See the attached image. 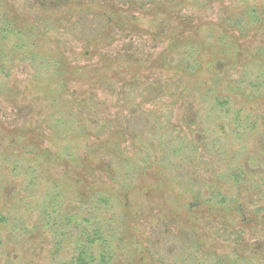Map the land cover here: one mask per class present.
I'll list each match as a JSON object with an SVG mask.
<instances>
[{"label":"rangeland","instance_id":"obj_1","mask_svg":"<svg viewBox=\"0 0 264 264\" xmlns=\"http://www.w3.org/2000/svg\"><path fill=\"white\" fill-rule=\"evenodd\" d=\"M54 1L0 0V264H64L71 245L57 251L41 220L47 189L98 214L93 191L113 179L133 205L123 227L124 191L104 210L126 236L113 264H264V21L246 35L227 23L264 0ZM190 47L191 76L176 68ZM215 95L241 113L213 112ZM119 130L127 160L110 164L93 148Z\"/></svg>","mask_w":264,"mask_h":264},{"label":"trees","instance_id":"obj_2","mask_svg":"<svg viewBox=\"0 0 264 264\" xmlns=\"http://www.w3.org/2000/svg\"><path fill=\"white\" fill-rule=\"evenodd\" d=\"M60 1H58L59 3L54 1L53 3H50L48 5L50 7H55L57 6V4L65 5L68 3V1L65 0ZM48 5L47 8H49ZM263 21L264 14L260 12L256 6L253 5H248L242 15L227 19V23L229 24V26L238 29L241 35H246L252 30V28L263 24ZM106 23L111 27L117 26L123 28L125 26L124 23H121L119 20H117V18H113V16L110 15H106ZM18 33L20 37L17 40L15 47L20 50L23 59H31L30 50L32 45L30 44V39L27 38V30H18ZM2 40L3 38L0 39L1 42ZM220 43L224 44L223 48L226 46L224 37H221ZM191 47L188 51H185L186 53L182 55L176 62V68L184 75L186 74L190 76L197 73V63L195 61V55H193L191 52ZM261 52H263L264 55V47L261 48ZM39 64L41 66L49 67L51 62L47 57L39 56ZM55 65L56 80L58 78L57 75L61 76L63 71L60 70L62 63L60 64L59 61H56ZM257 78H260L257 79V81L260 80L261 82H264V63L262 66H259V74ZM215 81L219 82L218 79H215ZM235 82H238L240 84L241 81ZM253 85L255 87L254 89H259V87H256V85H258L256 84V82H254ZM155 90L156 95L162 94L161 92L163 89L161 88V86L156 87ZM51 92L52 91H50L49 93ZM231 103L232 99L230 96L215 95L214 101L211 103V110L218 113L225 112L226 114H229L233 112L236 114H240L242 108L239 107L233 109L231 108ZM188 110L189 115L187 120L188 124H190L191 122H194L196 120L194 118L195 116H197V113L193 111L191 106H189ZM81 129L83 130V128ZM115 136V139L101 141V143L93 148V151L103 152V155L109 158L110 164H112V162L114 164L115 160L121 161L124 158L121 149L122 140H125L124 131H117ZM125 160L127 159L124 158L123 161ZM117 173L118 172L115 171L113 173V176H117ZM113 181L119 183V188L115 189V193L109 190L115 188V185H113L111 188H102L101 190L93 191L94 193L99 192L100 194L97 199L98 203H95L96 210H99L98 214H96V212L90 214L87 212L86 214H84L80 211L81 207L85 208V205L88 203L86 202L87 200H85L84 197H80L79 202L81 204V207L77 208V211L72 210L73 207H64L65 192L61 191V189L57 187V182L52 185V188L50 187L47 189L44 196V202L42 203L41 220L44 226L55 233V245L57 251L62 248V245L64 243H69L71 245L73 255L69 260L64 262V264H113L119 253H122L124 251V247H122V245L126 241V236L123 233H121V235L116 233V229L112 227L115 221L111 220V217L107 218L104 214V210H106L105 213L110 212L111 209L115 207L113 203L121 202L119 200L120 196L118 195V193H122L124 191L125 194L122 198L123 204L120 206V208H122L121 210L123 211L120 212L122 227L125 226V218L127 217L126 212L133 206H131L129 202L128 190L130 185H124V183L121 184L120 181L115 179H113ZM93 192L88 194L87 197H92ZM213 196L211 197V199H209V201L218 202L222 199L220 197L222 196L221 193H217ZM199 202H201L200 204H202V201ZM101 214L104 215L101 216ZM7 221L8 217L0 214V223H6ZM135 244L138 243L135 242ZM116 251L119 252L116 253Z\"/></svg>","mask_w":264,"mask_h":264}]
</instances>
